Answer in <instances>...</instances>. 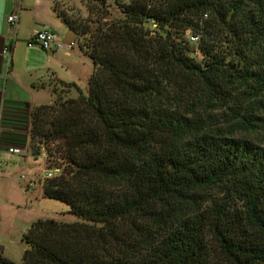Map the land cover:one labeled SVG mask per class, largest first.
I'll return each instance as SVG.
<instances>
[{"label": "trees", "instance_id": "1", "mask_svg": "<svg viewBox=\"0 0 264 264\" xmlns=\"http://www.w3.org/2000/svg\"><path fill=\"white\" fill-rule=\"evenodd\" d=\"M85 8L57 12L94 63L87 93L59 81L30 128L62 172L44 196L83 222L33 223L22 263L264 264V0Z\"/></svg>", "mask_w": 264, "mask_h": 264}, {"label": "crops", "instance_id": "2", "mask_svg": "<svg viewBox=\"0 0 264 264\" xmlns=\"http://www.w3.org/2000/svg\"><path fill=\"white\" fill-rule=\"evenodd\" d=\"M78 5L76 0H0V232H6L8 226L24 232L27 225L18 227L21 223L18 222L21 220L18 214L24 211V208L21 210L22 206L26 205V214L35 213L22 198L28 195L29 190L37 189L38 199H47L44 196V182L41 181L45 176L28 181L26 190L14 182L16 179L24 180L23 176H16L28 166H31L33 173L36 172L37 160L30 149L33 110L53 102L54 96H48L47 92L53 91L59 81L76 84L79 78L89 83L94 71L92 60V73L84 70L88 56L80 48V52H76L73 45L68 44L55 52H46L39 46H28V42L43 29L53 31L64 41L69 28L57 11ZM16 11L20 20L17 28L11 29L8 17ZM6 49L8 53L4 54ZM81 90L87 93L88 87ZM11 148H20L24 153L22 156L11 154ZM1 195L4 196L3 200ZM9 213H12L11 222L15 224L7 222ZM0 257L17 264L1 239ZM0 264L4 263L0 261Z\"/></svg>", "mask_w": 264, "mask_h": 264}, {"label": "rangeland", "instance_id": "3", "mask_svg": "<svg viewBox=\"0 0 264 264\" xmlns=\"http://www.w3.org/2000/svg\"><path fill=\"white\" fill-rule=\"evenodd\" d=\"M76 0V3L79 4L78 6H68L64 8L62 11L67 13L68 15H76V16H87V10L85 8V5L90 0ZM115 0H110V3L113 5ZM126 2H129L130 0H124ZM112 9V8H111ZM113 10V9H112ZM69 32V29L66 30L65 35H67ZM78 42H76L73 46L76 49V52L79 51ZM68 46V45H66ZM87 66L84 67V70L92 71L93 70V64L91 59L86 57ZM92 73V72H91ZM93 74V73H92ZM91 75V74H90ZM76 84L82 88L83 90L87 89L89 86V83L80 81L79 78L76 80ZM87 91V90H86ZM48 96L53 95L55 100V95L53 91L47 92ZM79 96V93L76 88H73L69 94L70 98H77ZM36 158V157H35ZM36 172L33 173L31 166H28L27 169L21 171L18 173L17 178L24 177V180H14L16 184L21 189L26 190L27 189V183L28 181H34L33 179L37 177H44L46 173L49 171L47 164H46V155L45 153H42L39 157L36 158ZM62 173V172H61ZM41 181L45 182V179L42 178ZM38 185V184H37ZM18 188V187H17ZM39 191L35 189L34 191L29 190L28 195H26L24 198V203H28L29 206H32L31 211L35 213L26 214L25 210H27L26 205L25 207L22 206L21 211L18 216L20 217L21 223L16 224L18 227H22V225H27L24 229V232L17 230L16 228H12L11 226L7 227L6 232H0V239L3 241V245L7 249V252L9 253L10 257L17 262V264H21V260L23 259L24 253L26 250L29 249V245L26 243L24 236L28 233L29 229L31 228L32 224L37 222L38 220H47V219H55L57 221L67 222V223H74V222H83V220L75 215H72L69 213L70 207L66 203L57 201V200H51V199H38ZM1 199H4V196L1 195ZM28 196V198H27ZM29 210V209H28ZM16 211V209H15ZM24 214V215H23ZM11 216L12 213H9L8 216H6L7 222L11 225L15 222H11ZM10 228V229H9ZM9 229V230H8ZM23 264V263H22Z\"/></svg>", "mask_w": 264, "mask_h": 264}, {"label": "built area", "instance_id": "4", "mask_svg": "<svg viewBox=\"0 0 264 264\" xmlns=\"http://www.w3.org/2000/svg\"><path fill=\"white\" fill-rule=\"evenodd\" d=\"M20 20L19 12L16 11L8 17V23L11 29H16ZM192 43H197L199 41L198 36H192L190 38ZM66 44L63 40H61L56 33L51 30L43 29L38 32L29 42V47L39 46L42 50L46 52H55L58 50L63 49ZM4 54L8 53V49L4 50ZM9 152L14 155L22 156L24 150L20 148H11ZM0 169H1V158H0ZM61 174L60 169L49 170L46 175L45 179H52ZM24 178V177H23ZM32 184V182L30 183Z\"/></svg>", "mask_w": 264, "mask_h": 264}, {"label": "water", "instance_id": "5", "mask_svg": "<svg viewBox=\"0 0 264 264\" xmlns=\"http://www.w3.org/2000/svg\"><path fill=\"white\" fill-rule=\"evenodd\" d=\"M79 39H81V35L78 32L69 29L64 42L69 45H74Z\"/></svg>", "mask_w": 264, "mask_h": 264}]
</instances>
